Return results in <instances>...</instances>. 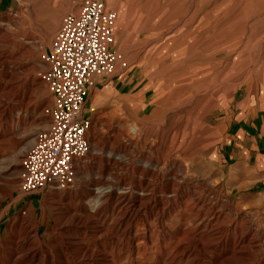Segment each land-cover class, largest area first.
<instances>
[{"label": "rangeland", "instance_id": "1", "mask_svg": "<svg viewBox=\"0 0 264 264\" xmlns=\"http://www.w3.org/2000/svg\"><path fill=\"white\" fill-rule=\"evenodd\" d=\"M82 1L0 0V238H7L11 225L21 235L35 229L31 244L42 251L52 248L55 257L70 243L93 250L117 236L119 263L128 264L122 250L127 239L104 214L113 198L95 215L94 194L129 197L146 154L163 158L160 166L166 168L174 157L184 156L178 144L185 133L187 151L200 152L185 161L182 180L204 182L196 195L216 214L202 242L214 243L218 236L231 240L241 230L260 240L264 0H102L105 12L114 16L110 51L117 62L111 74L87 88L89 151L77 165L76 181L68 189L19 191L21 160L51 123L53 96L43 79L49 70L43 56L64 17L76 15ZM178 52L182 57L168 68ZM180 71L192 72L191 89H212V100L198 104L200 97L192 98L191 92L179 98V90L168 84ZM185 124L184 133L181 129L173 138ZM109 160L122 170L112 169ZM115 213L119 219L123 211ZM92 228L101 231L95 238L89 235ZM213 248L212 254H219L220 246ZM256 253L246 256L255 259ZM65 260L82 263L70 253Z\"/></svg>", "mask_w": 264, "mask_h": 264}, {"label": "bare ground", "instance_id": "2", "mask_svg": "<svg viewBox=\"0 0 264 264\" xmlns=\"http://www.w3.org/2000/svg\"><path fill=\"white\" fill-rule=\"evenodd\" d=\"M163 50L162 48L159 51ZM182 53L170 56L172 62L168 68L174 67ZM192 81V72L180 71L169 80L168 86L170 89L179 90V98L191 92L192 98L200 97L198 104L211 101L212 89L207 92L200 91L205 87L203 85L199 86L200 90L191 89ZM187 124L182 125L173 138H178L181 129L184 133ZM184 134L178 144L183 157H174L171 164L163 168L160 166L165 165L163 158L146 154L143 166L138 170L139 177L132 185L133 193L126 197L125 192H95L96 206L93 214L104 211L102 205L108 198H113L114 203L108 213L104 214L114 221V227L122 234V240L127 239L126 245L121 249L126 253L125 261L128 264H206L205 260L209 264H264V256L260 255L264 253V230L260 233V240H257L256 233L241 230L231 240L218 236L214 243L212 240L202 242L201 236L211 227L212 218H216V214L208 212L207 201L196 195L197 187H205V183L191 179L182 180L185 177V161L200 152L187 151V136ZM107 164L112 169L116 167L122 170V165L116 161L109 160ZM96 183L93 181V184ZM101 184L105 185L106 182ZM117 209L123 211L119 219H116ZM169 226H174L175 229L170 230ZM92 229L89 232L92 238L101 233L96 228ZM155 230L160 231L155 233ZM20 233L19 229L11 225L6 231L7 238H0V264H70L65 260L67 253L81 258V264H120V252L116 251L120 239L117 236L111 237L107 246L100 245L93 250L81 245L74 247L70 243L66 248L58 249L54 257L52 248L45 247L42 251L31 244L33 236L36 235L35 229L23 235ZM214 245L221 249L217 255L212 254ZM251 251L257 252L255 259L246 256Z\"/></svg>", "mask_w": 264, "mask_h": 264}, {"label": "built area", "instance_id": "3", "mask_svg": "<svg viewBox=\"0 0 264 264\" xmlns=\"http://www.w3.org/2000/svg\"><path fill=\"white\" fill-rule=\"evenodd\" d=\"M113 17L102 0H83L76 15L64 17L43 56L53 111L49 128L35 137L21 160L18 189L23 195L74 185L77 165L89 151L90 123L83 108L87 88L95 77L111 74L117 62L110 51Z\"/></svg>", "mask_w": 264, "mask_h": 264}, {"label": "crops", "instance_id": "4", "mask_svg": "<svg viewBox=\"0 0 264 264\" xmlns=\"http://www.w3.org/2000/svg\"><path fill=\"white\" fill-rule=\"evenodd\" d=\"M99 78H101V77H95V78L93 79V82L89 85V89H91V88H93V86L99 84V83H98V80H100Z\"/></svg>", "mask_w": 264, "mask_h": 264}]
</instances>
